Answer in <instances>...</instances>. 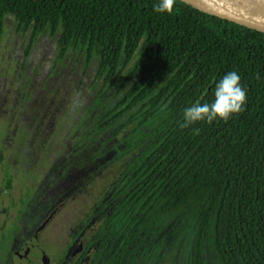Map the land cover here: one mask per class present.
Listing matches in <instances>:
<instances>
[{
    "label": "trees",
    "instance_id": "16d2710c",
    "mask_svg": "<svg viewBox=\"0 0 264 264\" xmlns=\"http://www.w3.org/2000/svg\"><path fill=\"white\" fill-rule=\"evenodd\" d=\"M157 2L0 0V42L10 15L30 41L44 30L57 35L59 58L72 50L97 59L93 103L115 88L77 149L89 134L115 136L132 125L123 139H133L125 153L134 155L106 222L109 232L122 227L126 260L140 255L143 264L183 241L188 264H264V35L182 0L171 14L157 13ZM232 70L247 87L244 111L181 127L183 109L210 102L214 82ZM46 125L39 147L53 135Z\"/></svg>",
    "mask_w": 264,
    "mask_h": 264
},
{
    "label": "rangeland",
    "instance_id": "374dc122",
    "mask_svg": "<svg viewBox=\"0 0 264 264\" xmlns=\"http://www.w3.org/2000/svg\"><path fill=\"white\" fill-rule=\"evenodd\" d=\"M57 38L44 30L30 41L29 31L18 27L12 16L5 18L0 42V169L20 158L19 152L26 159L28 177L32 176L35 183L53 178L62 182V186H69L82 179L86 170L80 167L81 150L77 149V142L88 133L97 108L113 98L115 88L108 89L100 101L93 103L100 87L93 81L97 59L86 62L83 53L72 50L59 58ZM45 123L53 135L39 147L38 138ZM16 124L21 125L20 131L14 130ZM131 129L132 125H128L115 136L107 131L93 138L94 195L102 194L132 159L134 151H125L134 145L133 139H123ZM106 138L109 139L105 146L102 140ZM109 146H113L112 151L101 155ZM33 147L38 150L35 158L27 155ZM115 152L122 155L110 162ZM62 186L54 188L50 195ZM122 231V227L117 230L100 264H114L119 254L112 248ZM167 234L168 231L165 237ZM157 246L162 247L159 241ZM176 249L171 244L157 259L160 252L155 249L154 255L146 257L143 264H188L183 241ZM122 256L121 264H139L140 255L132 261L126 260L123 253Z\"/></svg>",
    "mask_w": 264,
    "mask_h": 264
},
{
    "label": "flooded vegetation",
    "instance_id": "af4514ba",
    "mask_svg": "<svg viewBox=\"0 0 264 264\" xmlns=\"http://www.w3.org/2000/svg\"><path fill=\"white\" fill-rule=\"evenodd\" d=\"M92 145L93 137L89 134L79 157L85 174L69 186H62V182L53 178L35 183L32 176L28 177L26 159L19 152L20 158L0 169V264H27L28 245L35 235L48 256L46 264H100L119 229L115 227L109 232L106 222L121 191L117 184L122 172L102 194L94 195ZM37 151L32 148L27 155L35 158ZM58 186L62 189L50 195ZM50 214L52 217L36 234ZM121 237L122 233L112 248L119 256L123 253L118 248ZM43 263V257L35 262Z\"/></svg>",
    "mask_w": 264,
    "mask_h": 264
},
{
    "label": "clouds",
    "instance_id": "9594fccd",
    "mask_svg": "<svg viewBox=\"0 0 264 264\" xmlns=\"http://www.w3.org/2000/svg\"><path fill=\"white\" fill-rule=\"evenodd\" d=\"M175 3L176 0H158L153 5V11L171 14ZM247 99V87L242 83L240 74L235 70L228 71L214 82L213 99L210 102L196 101L183 109L181 127H189L197 122H227L244 111Z\"/></svg>",
    "mask_w": 264,
    "mask_h": 264
},
{
    "label": "water",
    "instance_id": "95a60500",
    "mask_svg": "<svg viewBox=\"0 0 264 264\" xmlns=\"http://www.w3.org/2000/svg\"><path fill=\"white\" fill-rule=\"evenodd\" d=\"M193 7H196L206 13L217 16L234 24L247 28L264 35V0H182ZM53 211L52 213H55ZM52 214L47 216L44 223L36 230V234L40 231ZM27 264H35V262L43 257L45 263L48 256L40 248L37 235H35L28 245Z\"/></svg>",
    "mask_w": 264,
    "mask_h": 264
}]
</instances>
